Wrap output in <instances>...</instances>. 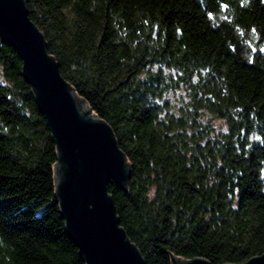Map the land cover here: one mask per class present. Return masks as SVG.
Here are the masks:
<instances>
[{"label":"trees","instance_id":"16d2710c","mask_svg":"<svg viewBox=\"0 0 264 264\" xmlns=\"http://www.w3.org/2000/svg\"><path fill=\"white\" fill-rule=\"evenodd\" d=\"M62 77L130 165L108 191L146 264L264 254V0H25ZM57 148L0 43V264H86Z\"/></svg>","mask_w":264,"mask_h":264},{"label":"water","instance_id":"95a60500","mask_svg":"<svg viewBox=\"0 0 264 264\" xmlns=\"http://www.w3.org/2000/svg\"><path fill=\"white\" fill-rule=\"evenodd\" d=\"M0 43L12 46L57 148L55 196L66 230L86 264H146L120 225L108 191L127 188L130 165L112 128L62 77L25 0H0ZM172 264H211L172 257ZM243 264H264V254Z\"/></svg>","mask_w":264,"mask_h":264}]
</instances>
